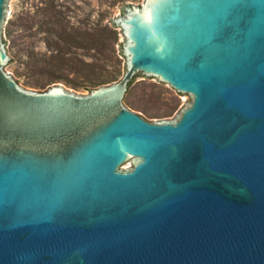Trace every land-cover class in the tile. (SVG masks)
<instances>
[{
    "label": "water",
    "instance_id": "95a60500",
    "mask_svg": "<svg viewBox=\"0 0 264 264\" xmlns=\"http://www.w3.org/2000/svg\"><path fill=\"white\" fill-rule=\"evenodd\" d=\"M12 3L0 264H264V0H133L111 76L33 85L10 62ZM138 73L192 102L148 122L123 105Z\"/></svg>",
    "mask_w": 264,
    "mask_h": 264
},
{
    "label": "rangeland",
    "instance_id": "374dc122",
    "mask_svg": "<svg viewBox=\"0 0 264 264\" xmlns=\"http://www.w3.org/2000/svg\"><path fill=\"white\" fill-rule=\"evenodd\" d=\"M132 1L13 0L7 22L10 62L27 85L111 76L126 40L119 19ZM191 102L170 83L138 73L123 105L148 122H161L172 121Z\"/></svg>",
    "mask_w": 264,
    "mask_h": 264
},
{
    "label": "trees",
    "instance_id": "16d2710c",
    "mask_svg": "<svg viewBox=\"0 0 264 264\" xmlns=\"http://www.w3.org/2000/svg\"><path fill=\"white\" fill-rule=\"evenodd\" d=\"M133 81H134V78H133V80L128 84V87H130V86L132 85Z\"/></svg>",
    "mask_w": 264,
    "mask_h": 264
}]
</instances>
